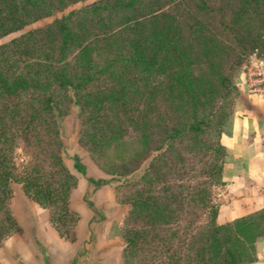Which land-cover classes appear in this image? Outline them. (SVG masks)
Here are the masks:
<instances>
[{
	"label": "trees",
	"instance_id": "trees-1",
	"mask_svg": "<svg viewBox=\"0 0 264 264\" xmlns=\"http://www.w3.org/2000/svg\"><path fill=\"white\" fill-rule=\"evenodd\" d=\"M85 1L0 0V39ZM261 49L264 0H97L0 45V248L21 230L9 208L12 183L75 242L79 217L68 198L77 180L62 160L57 122L72 104L97 163L113 136L158 151L130 184L122 264L254 263L264 209L218 224L212 189L223 183L220 135L240 70L253 53L264 58ZM211 131L216 143L200 141ZM187 141L213 157L199 175L187 167ZM20 146L30 157L21 168ZM138 160L105 172L130 174Z\"/></svg>",
	"mask_w": 264,
	"mask_h": 264
},
{
	"label": "rangeland",
	"instance_id": "rangeland-1",
	"mask_svg": "<svg viewBox=\"0 0 264 264\" xmlns=\"http://www.w3.org/2000/svg\"><path fill=\"white\" fill-rule=\"evenodd\" d=\"M95 1L97 0H87L69 6L63 12L41 19L21 31L0 39V45L31 29L43 27L71 10L79 9ZM261 51L264 53V49ZM242 71L243 68L240 70V75ZM236 101L230 106L231 111L234 110ZM57 122L63 143L62 160L77 180V185L71 190L68 198L70 210L79 217L75 227L76 240L72 244H64L57 240L48 223L49 211L28 198L19 184L12 183L9 208L21 230L14 232L3 242L0 248V264H25L26 259L30 257L38 258L39 264H42L48 246L59 251L68 249V253L80 251L77 264H122L124 242L121 234L124 220L130 210V205L126 203L127 197L133 191V186L130 184L137 181L147 170L158 151L144 153L132 135L123 139L113 136L103 142V152L99 156L101 164H99L82 145L81 137L85 136L86 128L78 108L70 104L68 113L65 116H58ZM217 139V133L211 131L200 141L216 143ZM183 149L187 150L184 158L191 163L187 167L194 166L196 169L192 175H199L203 163H209L213 158L200 144H194L192 141H187ZM135 157H138L135 163L129 162ZM220 158H223L221 154ZM29 159L22 146L17 148L15 162L18 167H23ZM137 160L139 161L138 169L130 174L116 175L105 172L106 169L112 167L114 169L115 165L128 162L129 168H133L137 165ZM194 181L192 180L191 183H195ZM220 186L222 184H217L212 189L216 204V192ZM206 220L207 217L202 216L201 224L206 223ZM67 264H70V260Z\"/></svg>",
	"mask_w": 264,
	"mask_h": 264
},
{
	"label": "crops",
	"instance_id": "crops-1",
	"mask_svg": "<svg viewBox=\"0 0 264 264\" xmlns=\"http://www.w3.org/2000/svg\"><path fill=\"white\" fill-rule=\"evenodd\" d=\"M244 79L241 74L239 97L220 135V144L227 154L223 183L216 192L218 224L264 209V95H248ZM48 223L57 240L72 244L61 238ZM67 250L48 246L42 264H67L69 260L70 264H77L80 251L68 253ZM25 264H39V260L30 257ZM252 264H264V238L256 244V260Z\"/></svg>",
	"mask_w": 264,
	"mask_h": 264
},
{
	"label": "built area",
	"instance_id": "built-area-1",
	"mask_svg": "<svg viewBox=\"0 0 264 264\" xmlns=\"http://www.w3.org/2000/svg\"><path fill=\"white\" fill-rule=\"evenodd\" d=\"M242 74L248 95H264V58L257 52L250 55Z\"/></svg>",
	"mask_w": 264,
	"mask_h": 264
}]
</instances>
